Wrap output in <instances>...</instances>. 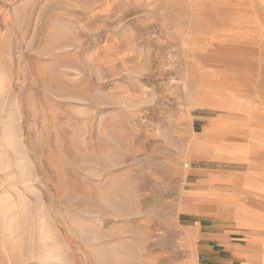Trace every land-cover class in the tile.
<instances>
[{"label": "rangeland", "instance_id": "rangeland-1", "mask_svg": "<svg viewBox=\"0 0 264 264\" xmlns=\"http://www.w3.org/2000/svg\"><path fill=\"white\" fill-rule=\"evenodd\" d=\"M263 109L264 0H0V264H264Z\"/></svg>", "mask_w": 264, "mask_h": 264}, {"label": "crops", "instance_id": "crops-1", "mask_svg": "<svg viewBox=\"0 0 264 264\" xmlns=\"http://www.w3.org/2000/svg\"><path fill=\"white\" fill-rule=\"evenodd\" d=\"M240 231L232 232V236H236V241L234 243L231 241L233 240L232 237L228 238V242L231 244L229 246L223 247L220 253L217 256H220L222 259L220 262L222 264H261L260 256H257L259 252V246L257 242L252 241H240V235H242ZM254 240H259L257 236L252 238ZM250 250V251H249ZM224 257V259H223Z\"/></svg>", "mask_w": 264, "mask_h": 264}, {"label": "bare ground", "instance_id": "bare-ground-1", "mask_svg": "<svg viewBox=\"0 0 264 264\" xmlns=\"http://www.w3.org/2000/svg\"><path fill=\"white\" fill-rule=\"evenodd\" d=\"M264 110V109H263ZM200 136V135H199ZM263 140H264V138H263ZM259 150H260V148H259ZM261 150H263L262 148H261ZM257 152V151H256ZM259 154V153H258ZM260 154H261V152H260ZM262 154H264V153H262ZM256 155H257V153H256ZM202 156V155H201ZM259 156V155H258ZM262 156V155H261ZM203 157V156H202ZM218 161V160H217ZM258 189V188H257ZM258 197H259V195H257ZM260 198V197H259ZM263 200V199H262ZM258 212V211H257ZM255 213V212H254ZM260 214V213H259ZM256 216H258L257 214H256ZM255 216V217H256ZM258 218V217H257ZM255 219V218H254ZM256 220V219H255ZM197 226V225H196ZM199 229V228H198Z\"/></svg>", "mask_w": 264, "mask_h": 264}]
</instances>
